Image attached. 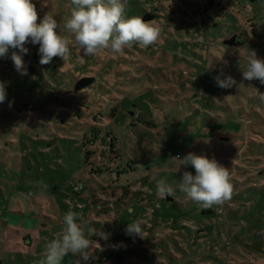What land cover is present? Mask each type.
<instances>
[{
	"label": "rangeland",
	"instance_id": "rangeland-1",
	"mask_svg": "<svg viewBox=\"0 0 264 264\" xmlns=\"http://www.w3.org/2000/svg\"><path fill=\"white\" fill-rule=\"evenodd\" d=\"M32 2L72 44L44 66L26 45V75L18 49L0 58V264H39L70 211L90 259L62 264H264V85L243 78L249 50L264 59V0H123L160 39L94 56L64 28L71 0ZM82 78L94 81L79 90ZM188 153L229 169L230 201L205 209L179 191L174 157ZM161 180L173 196H157ZM137 221L142 237L126 234Z\"/></svg>",
	"mask_w": 264,
	"mask_h": 264
},
{
	"label": "clouds",
	"instance_id": "clouds-1",
	"mask_svg": "<svg viewBox=\"0 0 264 264\" xmlns=\"http://www.w3.org/2000/svg\"><path fill=\"white\" fill-rule=\"evenodd\" d=\"M73 5L70 18L64 28L72 34L83 56H94L102 50L114 55H124L125 48L138 44L147 48L158 42L161 29L154 21H145L140 16L127 17L123 0H71ZM36 5L32 0H0V58H6L9 49L13 51L11 59L18 72L26 75L23 55L28 54V44L39 45V64L48 65L53 58L66 60L70 53L72 39L60 33V24L48 13L38 23ZM246 80L257 79L264 85V59L257 56L255 50H249L246 67L243 70ZM218 87L228 89L236 84L231 76H217ZM4 82L0 81V104L6 100ZM264 103V93L259 96ZM11 107V103H9ZM179 171L183 169L179 191L187 198L199 203L203 208L221 206L230 201L234 194L231 175L228 168L215 158L188 153L183 158L174 157ZM191 166L195 174L188 171ZM175 189L161 180L157 182L156 194L165 198L173 196ZM129 213L133 211L131 207ZM77 213L68 212L63 217L65 225L62 235L45 245L43 258L39 264H62L68 254L90 259L88 249L92 241L88 239L76 223ZM143 229L137 222L128 223L125 232L130 236H141ZM97 230L89 229V235Z\"/></svg>",
	"mask_w": 264,
	"mask_h": 264
},
{
	"label": "trees",
	"instance_id": "trees-1",
	"mask_svg": "<svg viewBox=\"0 0 264 264\" xmlns=\"http://www.w3.org/2000/svg\"><path fill=\"white\" fill-rule=\"evenodd\" d=\"M146 17L148 18V19H153L154 18V16L152 15V14H148V15H146ZM93 78H82V79H80L78 82H77V84H76V87L80 90V89H83V88H85L86 86H89L90 84H92L93 83Z\"/></svg>",
	"mask_w": 264,
	"mask_h": 264
}]
</instances>
